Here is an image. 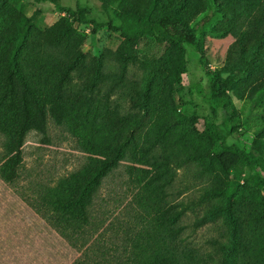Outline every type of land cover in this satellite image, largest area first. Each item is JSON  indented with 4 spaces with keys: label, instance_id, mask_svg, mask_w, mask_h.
Masks as SVG:
<instances>
[{
    "label": "rangeland",
    "instance_id": "rangeland-1",
    "mask_svg": "<svg viewBox=\"0 0 264 264\" xmlns=\"http://www.w3.org/2000/svg\"><path fill=\"white\" fill-rule=\"evenodd\" d=\"M60 4L104 26L94 32L91 24L75 22L50 2L0 0V97L25 90L19 71L32 91L51 95L46 100L72 104L85 133L108 144L111 171L93 208L101 228L88 233V244L73 247L40 212L53 189L60 191L70 175L92 167L91 154L69 125L58 126L50 118L47 135L26 133L18 166L16 145H7L0 133V264H74L99 233L121 244L160 218L159 208L169 207L176 218L170 229L179 234V246L191 250L192 263L264 264V182L246 186L248 167L224 175L215 161L202 156L208 147L206 123L217 125L228 145L255 155L264 147V0ZM210 8L220 15L203 32L208 66L188 48L184 88L177 94L172 85L176 49L166 48L154 74L145 59L156 49L155 38L168 36L160 17L175 10L194 25ZM36 9L42 13L18 48V25ZM109 23L128 33L147 29L149 35L133 48ZM68 27L72 33L65 35ZM256 54L260 58L251 74L229 93V111L213 114L207 70L227 77ZM194 114L200 117L197 124ZM230 114L239 126L235 134H230ZM203 215L212 219L195 228Z\"/></svg>",
    "mask_w": 264,
    "mask_h": 264
},
{
    "label": "trees",
    "instance_id": "trees-1",
    "mask_svg": "<svg viewBox=\"0 0 264 264\" xmlns=\"http://www.w3.org/2000/svg\"><path fill=\"white\" fill-rule=\"evenodd\" d=\"M30 1V0H27ZM36 3L50 2L55 5V10L66 13L75 22L91 24L94 32L101 29L104 25L94 20H87L81 10H74L70 7H63L60 0H33ZM42 13L36 9L31 16L24 17L18 25V48H21L27 39L30 28ZM219 12L210 8L209 12L194 25L188 23L177 11L170 10L160 17V25L168 33L166 37L157 36L155 51L145 59L148 63L150 74H154L160 68L159 57L167 47L173 46L177 53V64L172 73V85L177 94L181 93L183 85V75L187 73V49L192 48L201 55L202 64L207 67L203 32L211 22L219 16ZM110 30L120 33L125 37L133 48H136L140 41L149 35L147 29L140 32L128 33L122 27L108 24ZM72 33V28L64 30L65 35ZM256 54L245 61L234 72L227 77H221L207 70L211 89V106L213 114L218 110L228 112L231 105L230 91L234 85L248 77L255 67L256 61L260 58ZM17 76L24 85V91L0 97V133L7 138V145L18 149L17 166L23 160L21 147L24 143L26 133L37 131L44 135L48 134L50 118L58 126L69 125L72 132L77 135L81 145L91 154V168L85 167L67 178L56 192L53 189L46 199L39 206L40 212L44 211L49 215L47 222L67 238L69 243L76 247L79 242L83 245L88 244L86 236L91 232L96 234L100 231L101 222H96L94 206L97 204L99 189L108 176L111 168L110 160H107V143L98 144L94 138L85 133L84 125L79 123L73 116V105L64 102L57 105L46 100L50 98L48 92L41 91L37 94L32 91L27 78L21 72ZM43 90V89H40ZM31 99V100H30ZM200 117L194 114L192 123L197 124ZM230 134H235L239 130L235 115H228ZM204 135L208 142V147L203 151L202 156L215 161L224 175H229L240 167H248L250 175L245 179L246 186H251L256 181L264 182V147H259V155L248 153L238 145H228L225 136L220 128L213 123L205 124ZM18 145V147H17ZM15 166V169H17ZM258 168L260 171H254ZM171 210V211H170ZM173 208H159L158 218L152 222L150 227L136 232L134 237H127L122 243L110 240L109 236L99 233L95 244L87 247L82 254V259L74 264H194L192 263V253L189 248L180 247L178 244L179 234L170 229V222L173 217ZM210 214H213L212 212ZM212 217L203 215L198 217L194 223L195 228H199L209 222ZM99 220H101L99 218ZM102 221V220H101ZM111 230H117L111 226ZM126 230V229H125ZM134 230L132 224L127 231ZM118 242L119 238H116ZM132 242V246L130 245ZM180 242V240H179ZM215 242L213 241V244Z\"/></svg>",
    "mask_w": 264,
    "mask_h": 264
}]
</instances>
